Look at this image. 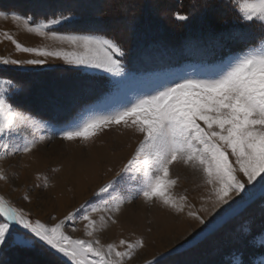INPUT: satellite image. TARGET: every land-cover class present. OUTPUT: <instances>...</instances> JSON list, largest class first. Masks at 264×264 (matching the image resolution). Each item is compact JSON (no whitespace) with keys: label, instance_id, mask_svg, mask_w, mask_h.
Here are the masks:
<instances>
[{"label":"snow or ice","instance_id":"1","mask_svg":"<svg viewBox=\"0 0 264 264\" xmlns=\"http://www.w3.org/2000/svg\"><path fill=\"white\" fill-rule=\"evenodd\" d=\"M233 3L243 22L258 24L264 31V0H233ZM175 18L189 20L188 15L179 13ZM0 19L22 22L29 33L70 46L28 47L5 33L16 50L36 58L0 56V65L42 66L48 58H55L84 71L125 75L127 50L118 38L95 32L62 35L50 30L70 20V16L60 13L46 22L34 23L31 15L0 11ZM13 88L12 80L0 79V161L32 154L50 139L43 134L45 130L53 131L46 122L10 102ZM112 125L131 128L141 139L118 178L107 181L93 193L96 201H86L50 224L33 218L29 210L0 195V257L10 248L39 247L53 252L65 264H130L147 247L143 235L102 243L98 234L110 224L118 223L117 217L125 204L142 199L203 226L190 240L158 252L147 261V264H175L173 258L202 233L212 232L223 216L250 204L257 194L264 199V47H250L243 54L230 57L209 78L176 77L161 81L152 92L111 114L81 113L53 134L63 141L91 144L98 131ZM176 165H184L202 177L207 195L202 197L199 209L186 194L175 191L179 177L172 176V169ZM37 179L44 181L45 190L52 186L46 176L37 175ZM8 180L0 169V181ZM129 184L132 187L127 190L122 187ZM23 199L31 203L29 195L25 194ZM221 208L224 211L220 216L209 219ZM79 222L83 223L87 238H74L66 232V227L77 231L74 225ZM243 232L250 235V227ZM259 243L264 245V239ZM238 255L241 258L236 264H245L242 254Z\"/></svg>","mask_w":264,"mask_h":264},{"label":"rangeland","instance_id":"2","mask_svg":"<svg viewBox=\"0 0 264 264\" xmlns=\"http://www.w3.org/2000/svg\"><path fill=\"white\" fill-rule=\"evenodd\" d=\"M172 1L180 2V0ZM172 1L0 0V11H16L25 16L31 15L34 18V23L41 20L46 22L53 16L63 13L65 16H70L71 19L60 25H54L50 30L62 35L91 32L104 34L118 38L127 50L125 75L122 77L103 73L102 70L84 71L55 58H48L47 63L42 66L0 65V79L12 80L14 84V88L9 94L10 102L27 114L46 122L49 129L54 131L67 120L81 113L111 114L152 92L161 81L176 77L209 78L230 57L243 54L250 47H264L263 33L256 45H246L242 52L230 53V45V47H218L221 48L218 49L214 44L212 46L216 48L215 53L211 54L214 57L213 61L207 60L209 58L202 55H193L190 50L188 54L193 57L186 61L187 56L179 57L186 47L180 43L182 39L170 43L167 37H164L167 42L163 43V37H156L160 40L155 39L146 45L161 43L174 47L176 43H179L178 46L181 44L180 48L178 47L176 51H169L168 55L162 52L163 55L158 56L156 60L166 59L167 55L172 57L169 58L172 63H181L167 66L164 62V66H160V63L154 64V69H139V61L145 60V58L140 59L139 57V60L135 58L137 46L141 44L143 37L138 31L155 32L159 25L161 26L162 22L166 21L173 25L172 17L169 15L172 14L170 10L176 8H170ZM197 1L199 0H193V3ZM222 5L234 11L236 9L233 0H224ZM193 11L194 16L201 13L197 7H194ZM236 16L238 17L237 23L242 24V31L249 32L252 24L243 22L238 11H235ZM175 20L177 23L183 22L176 18ZM254 26L259 25L256 24L252 27ZM5 33L12 35L14 39L28 47L65 49L70 47L66 43L29 33L22 22L18 24L11 19H0V56L13 59L36 57L33 54L16 50L15 45L7 39ZM246 33L243 36L250 35V33ZM239 38H241V33H237L236 36L231 39L227 38V40L228 42L235 40L233 46L242 48V46L236 45ZM243 39L245 38L240 40ZM223 49L225 50L223 51ZM152 59L155 58L151 57L148 60ZM127 60L131 61L127 62ZM53 131L45 130L43 134L49 136L50 139L46 140L32 154L17 155L0 161V169L9 177L8 182L0 181V195L10 198L17 206L29 210L33 218H40L43 222L50 224L58 222L69 211L78 208L80 204L86 201H96L98 198L93 193L97 192L107 181L118 178L117 174L131 158L141 139L140 134L123 125H112L98 131L94 143L91 144H84L80 141H63L54 135ZM93 162L99 169L89 174L86 184L79 193H76L72 181ZM63 174L69 176L68 180L72 181L67 184L70 195L64 196L66 200L63 202L65 206L63 205L62 209L54 190L57 183L62 180ZM37 175L46 176L52 186L46 190L43 189L44 181L38 180ZM172 176L179 177L175 191L186 194L199 209L203 203L202 197L207 195V189L200 174L184 165H176L172 169ZM37 184H40L41 187H35ZM122 187L127 190L132 185ZM25 194L29 195L31 203L23 199ZM223 211V208L219 209L209 219L220 216ZM52 216L56 217V220H51ZM117 219V224H110L98 236L102 243H108L120 238L135 239L136 236L143 235L147 247L139 251L130 264H147V261L156 253L166 252L185 240H190L203 227L185 215L177 216L158 204H147L142 199L125 204ZM168 221L173 225V229L166 234H159L158 232L161 230L158 229L159 225ZM74 226L77 231L66 227L65 230L69 235L74 238H87L82 222L76 223ZM245 227H250V235L244 234ZM261 239H264V199H261L257 194L253 202L223 216L212 232L202 233L193 244L182 250L181 255L173 259L175 264H236L237 259L241 258L238 254H242L245 264H252V262L264 264V260L261 259L264 257V245L259 243ZM255 246L261 249H256ZM19 263L65 264L64 260L53 252L39 247L35 249L10 248L0 257V264Z\"/></svg>","mask_w":264,"mask_h":264},{"label":"trees","instance_id":"3","mask_svg":"<svg viewBox=\"0 0 264 264\" xmlns=\"http://www.w3.org/2000/svg\"><path fill=\"white\" fill-rule=\"evenodd\" d=\"M223 3L224 0H199L196 3H193V0H180V2L172 1L170 8H176L175 10H170L172 14L169 15V17H172L171 21L174 23L173 25H170L169 21H166L162 22L161 26L159 25L158 28L155 27L158 29L155 32L152 31L148 33L143 30L138 31L139 34H141L143 37L141 44L137 46L138 50H136L137 56L135 58H137V60H139V57L140 59L145 58V60L143 59L139 61V69H154V64L160 63V66H164V62L167 66H174L175 64L181 63H172V60L169 59L172 57L167 56L169 54V51H176L181 44L186 45V47L185 51L180 54L179 57L187 56V58H185L186 61L191 60V57H193V55H202L206 58H209L207 60L213 61L214 57H212L211 54L215 53V49L218 47L226 48V46L230 45V53H237L242 52L245 49L244 47L246 45H256L257 41L261 38V34L264 33L261 30L260 26H250L249 32L245 31L247 33H250V35H248L247 37L243 36L245 32L242 31V24L239 25L237 23L238 17H235V11L237 12V10L235 9L234 11L230 8H225L222 5ZM192 7H197L198 10L201 11V13L194 16ZM178 9H180V12H178ZM175 13L188 15L189 20L177 23L174 17ZM167 24L169 25L167 26ZM237 33H241V38H245L243 40H240L241 38H239V40L237 41L238 43L236 42V45H240L242 46V48L233 46L235 40H230L229 42L227 40V38L231 39L232 37L236 36ZM156 37H163V43L167 42L164 37H167V40H169L170 43H172V41L178 42V40H182L179 46V43L175 44L174 47L176 48L170 45H163L161 43H154L151 46L146 45L150 44L153 40L156 39ZM156 40L159 41L160 39ZM214 44L216 48H213L212 45ZM189 50L192 51L193 55L188 54ZM224 50L225 49H223V51ZM162 52H165V54H167V61H165L166 59L156 60L158 56L163 55ZM151 57L155 59L148 60ZM130 61L131 60H127V62ZM131 67L133 66L131 65ZM256 249L261 248L256 247Z\"/></svg>","mask_w":264,"mask_h":264},{"label":"bare ground","instance_id":"4","mask_svg":"<svg viewBox=\"0 0 264 264\" xmlns=\"http://www.w3.org/2000/svg\"><path fill=\"white\" fill-rule=\"evenodd\" d=\"M98 169L99 168H98L97 164H94V162H93V164L91 166H89L88 168H86L85 170L82 171L83 172L82 174L79 173L77 175L78 177H75V180H73V181L71 180L72 184L74 185V191L76 190V193L77 192L79 193L80 190L82 189V187L86 184L89 174L92 171H97ZM68 177L65 174H63L62 180L57 183L56 188L54 190V194L58 198L57 200H58V202H60L59 204L62 205V206H60V207H62V209H63V205H64L63 202L66 200V197H64V196L70 195V191L67 190L68 189L67 184L71 181H69L70 179L68 180ZM60 215H61V213H60ZM158 229L159 230L161 229L160 231L158 230L159 234H166L167 232H170L173 229V225L171 224V222L168 221L167 223H165L163 225H159ZM42 257H44V256H42Z\"/></svg>","mask_w":264,"mask_h":264}]
</instances>
